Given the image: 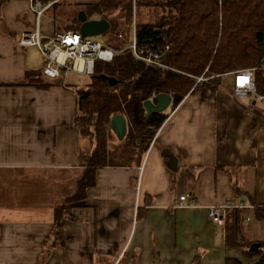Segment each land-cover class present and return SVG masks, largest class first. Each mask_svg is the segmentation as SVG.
<instances>
[{"label":"crops","instance_id":"1","mask_svg":"<svg viewBox=\"0 0 264 264\" xmlns=\"http://www.w3.org/2000/svg\"><path fill=\"white\" fill-rule=\"evenodd\" d=\"M38 1L50 35L99 0ZM37 18L30 0L0 4V264L255 263L209 214L221 206L227 220L246 208L238 237L252 249L264 240L250 202H264V101L236 99L231 73L214 99L185 95L140 162L97 167L85 204L56 217L86 173L80 155L91 142L76 120L74 76H46L40 52L19 42Z\"/></svg>","mask_w":264,"mask_h":264},{"label":"trees","instance_id":"2","mask_svg":"<svg viewBox=\"0 0 264 264\" xmlns=\"http://www.w3.org/2000/svg\"><path fill=\"white\" fill-rule=\"evenodd\" d=\"M83 7L89 17L110 21L105 42L116 51L111 61L97 59L93 73L71 72L65 77L74 76L76 120L91 144L80 155L86 173L78 179L75 192L57 207L58 218L62 214L71 216L74 206L85 204L86 188L95 183L97 167L140 162L157 129L185 95L200 92L203 100L214 99L226 75L239 68L259 66L264 60V0H138L137 42L169 43L163 59L168 67L147 63L128 47L133 31V0H99ZM143 10L150 14L147 19L142 18ZM80 24L76 17L63 29H79ZM102 74L115 76L117 83L111 84ZM200 75L207 78L198 80ZM255 78L259 91L264 92V69L258 68ZM160 92L172 94V103L147 118L144 102ZM116 113L127 118L122 138L111 124ZM238 192L245 191L238 188ZM250 202L256 217L264 219V202H258L255 196ZM247 210H228L227 241L242 245L247 257H257L253 264H264V240L252 249L251 241L238 237ZM226 264L245 263L229 257Z\"/></svg>","mask_w":264,"mask_h":264},{"label":"built area","instance_id":"3","mask_svg":"<svg viewBox=\"0 0 264 264\" xmlns=\"http://www.w3.org/2000/svg\"><path fill=\"white\" fill-rule=\"evenodd\" d=\"M38 18L36 27L22 33L20 44L35 47L44 58L43 73L51 78H65L71 72L93 73L97 59L111 61L115 54V48L95 36H82L79 29H58L50 35H45L41 29V17L47 6L38 0H30ZM138 0H133L136 25V5ZM134 55L151 64L168 67L163 61L170 49L169 43L138 44L136 31L128 44ZM258 68L264 69V60L259 66H249L236 69L234 75L232 94L236 99H245L254 96L255 100L264 101V92L259 91L255 73ZM204 75L198 76V80L206 79ZM190 194L180 196L181 203ZM224 208L213 205L209 208L212 220L218 224H226Z\"/></svg>","mask_w":264,"mask_h":264},{"label":"water","instance_id":"4","mask_svg":"<svg viewBox=\"0 0 264 264\" xmlns=\"http://www.w3.org/2000/svg\"><path fill=\"white\" fill-rule=\"evenodd\" d=\"M77 18L81 24L79 31L82 36H97L105 33L111 26L110 21L106 17H89L85 9H80L77 14ZM107 78L111 84L117 83L118 79L113 75L102 74ZM172 94L166 92H160L156 94L155 98H148L144 104L146 107V117L154 112L166 110L172 103ZM111 124L117 135L122 138L127 131V118L122 113H116L113 115Z\"/></svg>","mask_w":264,"mask_h":264},{"label":"rangeland","instance_id":"5","mask_svg":"<svg viewBox=\"0 0 264 264\" xmlns=\"http://www.w3.org/2000/svg\"><path fill=\"white\" fill-rule=\"evenodd\" d=\"M82 9V8H81ZM80 10V9H79ZM78 10V11H79ZM54 11V8H51L50 9V12H53ZM56 9H55V13H56ZM162 11V9L160 8V10H159V12H161ZM117 12H119L118 10L116 11V13ZM143 12L144 13H142V18L143 19H147L148 18V16L150 15V14H147V13H145L146 12V10H143ZM157 12H158V10H157ZM44 14V13H43ZM77 14H78V12L76 13V16H77ZM161 14V13H160ZM111 16H113L114 14L112 13V14H110ZM134 20H135V14H134V10H133V24H134ZM96 38H98V39H101L102 41H105L106 40V34L105 33H103V34H99V35H97V36H95Z\"/></svg>","mask_w":264,"mask_h":264}]
</instances>
